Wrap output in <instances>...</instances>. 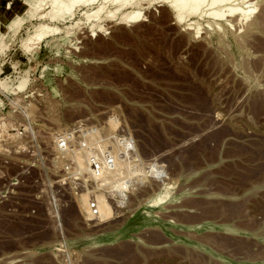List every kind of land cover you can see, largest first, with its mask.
Here are the masks:
<instances>
[{
  "label": "rangeland",
  "instance_id": "obj_1",
  "mask_svg": "<svg viewBox=\"0 0 264 264\" xmlns=\"http://www.w3.org/2000/svg\"><path fill=\"white\" fill-rule=\"evenodd\" d=\"M135 1L10 28L0 11V264H264V0H247V19L181 20L166 0ZM134 9L141 21L119 22ZM43 26L57 29L25 51ZM70 126L84 146L57 157ZM122 133L137 166L112 141ZM66 171L96 181L92 195Z\"/></svg>",
  "mask_w": 264,
  "mask_h": 264
},
{
  "label": "bare ground",
  "instance_id": "obj_2",
  "mask_svg": "<svg viewBox=\"0 0 264 264\" xmlns=\"http://www.w3.org/2000/svg\"><path fill=\"white\" fill-rule=\"evenodd\" d=\"M96 1L97 0H25L27 4L26 10L24 9L25 15L23 16L21 14L17 15L15 18H13L11 21L7 23V27L9 28L11 26L18 27L24 20L34 16L33 14L37 10H40V11L42 10L40 13H38L40 14L39 15L40 17L48 16L50 20L51 19L53 20L61 19L62 20V19L70 18L74 13L76 5H79L82 3L89 5V4L95 3ZM104 1H105V6L102 7L101 5V7H99L97 10H93L90 12L88 10H84L82 14L88 16L89 18H90L89 15L91 14H93L94 16H99L100 18H108L110 16L115 15V13H117L123 7H126L127 5H131V4L133 5V3L134 4L137 3L135 0H104ZM166 2L171 7L175 19H179V20L183 19L187 15L188 16L189 15H200L201 16L203 13H206V11H208L207 13L209 14L214 13L215 15L222 17L224 16L225 14L224 11L226 10L229 13L238 11L242 17L247 19V17L249 18V15L252 12L251 9L248 8L247 0H210V1L208 0H166ZM205 3L208 6L207 10L202 9V6ZM43 4L46 5L45 8H43L42 6ZM142 19H143L142 13L140 9L127 10V11L121 12L119 16V22L121 23H125V22L136 23L138 21H141ZM56 29L57 28L55 27L52 28V26L51 27L48 26L47 28H45L44 26L43 28L39 27L38 30L34 29L32 34L27 35V37L23 38V40L21 41L22 48L26 49L25 51H33L37 49L39 47V42L41 41V39L48 32L50 31L53 32ZM94 32H92V35L95 34ZM1 34L2 32H0V35ZM15 136L17 137V135L13 136L14 140H16ZM20 144L21 143H18L17 145L18 148L24 147V146H20ZM55 147L58 151L63 150V149L57 148V146L53 144L54 149ZM3 151H5V149Z\"/></svg>",
  "mask_w": 264,
  "mask_h": 264
},
{
  "label": "built area",
  "instance_id": "obj_3",
  "mask_svg": "<svg viewBox=\"0 0 264 264\" xmlns=\"http://www.w3.org/2000/svg\"><path fill=\"white\" fill-rule=\"evenodd\" d=\"M22 130L23 131H21V130L16 131L17 132V139L26 138L25 130L24 129H22ZM75 132H76L75 131V127H73V126L68 127L67 129H65V131L61 132L60 134H56L55 135V139H54L55 142L53 141V144L54 145L57 144L56 145L57 148H60V149H68V148L71 149L72 147L74 148L76 146H82V145L84 146V141L79 142L78 137L75 136ZM87 132L88 131L81 132L82 136L85 137ZM5 135L7 136L6 139H9V138L12 139V137L10 136V133L9 134L6 133ZM112 141H113L114 145H116L117 147L121 148L120 153H119L120 158L123 161H125L126 163H128L130 166L133 167V165L136 164L137 160H136L135 157H133L134 143L135 142H134V139L132 138V136L129 135V134H126V133H122V134L114 137ZM7 144L8 143H3L2 145H7ZM15 146H17V145L15 144ZM18 149L22 153H24L25 150H26L25 147L18 148ZM55 149H56V147H55ZM55 149H54V152L57 153V157H58L59 156L58 155V150L57 149L55 150ZM9 150H10V146H9V149L7 148V149H5V151H2V152L3 153L4 152L9 153L10 152ZM111 153L112 152L110 150L105 148L104 154L102 155L103 162L107 166H114V158H113ZM88 164H89V166H88L89 169L94 173V175L96 177L99 176L101 162L99 160H97L96 158H90L88 160ZM70 166L72 168V164H70L68 168H70ZM136 166H137V164H136ZM66 172H70V171H66ZM70 174H71V179L77 180L83 186H84V184L87 185V183H89L88 187L84 186V189H81V190L79 188V190L81 192L77 191V192H75V195L80 194L82 192H86V193H90V196H91L92 193L95 190V189H93V186H95L96 181L94 182L93 180H86V182H85V180L81 176V175H83L82 172H78V171H77V173L70 172ZM3 184L5 185L7 190H11L12 191L13 188H15L16 186L21 185V180L17 179V177L15 175L14 176H12V175L11 176H6V178H4ZM68 184H70V183H68ZM78 187H79V185H78ZM90 207L92 208L93 213H95L96 212V208H95V204H94L93 201L90 203Z\"/></svg>",
  "mask_w": 264,
  "mask_h": 264
},
{
  "label": "crops",
  "instance_id": "obj_4",
  "mask_svg": "<svg viewBox=\"0 0 264 264\" xmlns=\"http://www.w3.org/2000/svg\"><path fill=\"white\" fill-rule=\"evenodd\" d=\"M26 8L27 4L25 0H0V11H3V13L10 12L11 15L6 24L17 15H25ZM198 208L199 207L197 206V209Z\"/></svg>",
  "mask_w": 264,
  "mask_h": 264
}]
</instances>
